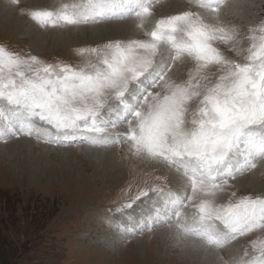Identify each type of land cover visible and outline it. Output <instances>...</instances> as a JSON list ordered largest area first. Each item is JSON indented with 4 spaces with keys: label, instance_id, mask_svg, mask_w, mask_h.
Segmentation results:
<instances>
[{
    "label": "rangeland",
    "instance_id": "374dc122",
    "mask_svg": "<svg viewBox=\"0 0 264 264\" xmlns=\"http://www.w3.org/2000/svg\"><path fill=\"white\" fill-rule=\"evenodd\" d=\"M162 1L166 0H83L61 8L64 14L67 12L80 24L83 20L77 15L93 8L108 9L106 15L115 13L114 10L120 7L130 9L128 15L119 12L111 17L103 16L101 21L139 19L138 27L125 30L124 36L119 32L93 38L88 36L93 35L92 31L80 32L79 28H74L75 23H67L64 17L55 15L48 23L49 30L41 23L38 27L32 26V30L28 29L26 35H13L7 30V24L17 17L16 14H21L22 18L31 17V12L36 14V6L25 7L21 0H0V19L6 26L0 24V50L4 48L9 52L4 56L0 54V85L13 80L17 85L27 80L59 83L72 74H95L105 67L106 62L115 59L117 42L131 57L139 51L132 47L133 42L150 41L151 34L157 32L165 37L159 45L160 52L154 57V66L142 78V84H130L127 103L133 109L143 105V112L147 114L175 94L177 99L169 104L166 126L161 130L164 142L175 146L178 139H192L201 131L209 133L211 140V133L219 131L214 124L217 116L210 99L213 90L219 84L232 83L230 73L239 67H250L255 72L264 65V56H257L264 47V0H178L173 9H162L163 12L158 14L150 11ZM229 1L242 4L239 7L242 11L238 10L235 15L221 10ZM244 1L250 3L247 10ZM55 3L56 0H50L43 4L53 11ZM199 8L204 14H222V19L214 15L200 16L193 11ZM49 10L37 13V18H47ZM149 11L151 16L147 14ZM189 12L196 18L184 17ZM62 24L66 25V35H62L65 32ZM191 24H194L192 28ZM13 25L14 28L16 25ZM198 25L209 34L213 59L198 58V54L191 50L194 41L190 40L192 38L186 30L191 33ZM36 32L42 35L37 37ZM39 37L44 38V46L36 47ZM66 38L70 45H66ZM173 41H184L178 59H174L176 48ZM164 51L168 53V60L163 67H157V58L164 55ZM193 59L198 61L196 65ZM175 68L178 74L172 76L171 71ZM67 70H70L69 75ZM161 70H167L163 79L159 78ZM148 89H151L150 93ZM107 105L104 119L101 121L97 117L98 126L105 130L97 135L112 134L114 140L107 146H96L83 138L68 143H51L46 142L44 132L26 135L22 131L26 110L0 101V264H188L190 254L197 248L187 236L202 240L206 245V253H197L205 264H264V225L257 221L243 231L226 228L222 207L227 194L224 191L212 195L214 190L222 189V184L254 172L251 184L232 186L231 190L226 187L228 193L231 192L228 200L234 202L229 206L242 200L250 203L264 201V167H258L259 162H264V121L247 124L225 159L209 174L202 167L204 161L196 154L190 156L181 149L180 156L164 157L162 153L166 149L160 154L150 153L146 147L138 150L127 138L128 131L124 135H114L117 127L128 130L127 112L123 106L116 108L110 95ZM109 108L112 110L108 111ZM30 123L35 128H49L52 135L57 133L38 116ZM79 123L91 125L92 121L88 119ZM131 123L134 126L136 121ZM173 129L177 135H173ZM69 132L73 133L72 130ZM85 134L92 136L95 133ZM92 146L101 150L93 151ZM152 162L157 170L164 166L168 168L167 163L177 167L176 170L184 174L186 194L177 188L168 192L172 196L161 198L158 196L162 190L166 191L161 188L159 193L154 192L148 198L140 197L139 201L144 204L132 214L136 203L131 198L134 185L130 184L135 178L148 176L150 173L141 168ZM115 177L117 182L113 184L111 180ZM201 205L208 210L201 212ZM185 210L191 219L188 228L193 232L184 228L185 232L181 227V233L158 235V228L171 229L185 216ZM152 213L170 219L158 225L146 224ZM108 221H117L122 227ZM136 223L138 228L130 232V227ZM100 231L102 233L97 234ZM220 234L225 240H219ZM101 237L107 241L97 243ZM232 244H236L234 251H228L225 257L218 253L220 249L226 251ZM210 248H214L217 254H208ZM200 249L202 251V247ZM166 255H179L183 263L171 262L170 257L161 261Z\"/></svg>",
    "mask_w": 264,
    "mask_h": 264
},
{
    "label": "snow or ice",
    "instance_id": "6c2138e0",
    "mask_svg": "<svg viewBox=\"0 0 264 264\" xmlns=\"http://www.w3.org/2000/svg\"><path fill=\"white\" fill-rule=\"evenodd\" d=\"M64 19L67 23H75L71 16H65ZM189 35L194 41L192 50L198 56L203 59L214 58V49L210 46V37L205 30L194 28ZM164 40L163 35L153 32L150 41L133 42L132 47L139 51L131 57L117 42L115 59L106 62L105 67L95 74H72L59 83L43 80L26 81L17 85L13 80L2 84L0 101L26 110L25 122L22 123L24 134L44 132L46 142L68 143L76 138L75 135L69 136L68 130L79 134H100L105 130L98 126L97 117L101 121L104 119L103 113L108 107L107 97L110 95L113 105L116 108L123 106L127 112L126 136L138 150L146 147L150 153L160 154L166 149L175 157L182 154V149L189 155L199 156L204 161L202 167L211 174L214 166L225 159L242 129L255 120L264 121V65L255 72L250 67H239L237 71L230 73L232 83L219 84L213 90L210 99L217 116L214 124L219 131L211 133V140L209 133L201 131L192 139H178L175 146H170L161 137V130L166 126L169 104L176 101L177 95L174 94L155 111L149 110L147 114L143 112V105L133 109L127 103L130 84H142V78L154 66V57ZM173 47L176 48L174 59H178L183 48L174 42ZM257 56H264V47H261ZM166 71H160V79H163ZM36 116L51 125L57 133L64 132V135L53 136L49 128H35L30 120ZM88 119H91V125L79 123ZM132 120L136 121L134 126ZM173 135H177L175 129ZM145 194L142 192L139 195ZM207 210L201 206V212ZM222 219L225 227L232 231H243L257 221L264 225V201L250 203L242 200L237 205L226 208Z\"/></svg>",
    "mask_w": 264,
    "mask_h": 264
},
{
    "label": "bare ground",
    "instance_id": "6f19581e",
    "mask_svg": "<svg viewBox=\"0 0 264 264\" xmlns=\"http://www.w3.org/2000/svg\"><path fill=\"white\" fill-rule=\"evenodd\" d=\"M17 1V0H16ZM50 0H21V2L20 3H22L23 5H25V7L26 6H30V5H33L32 7H34V6H36V7H34L35 9H34V11H37L36 12V14H34L33 12H31L32 14H31V17H29V18H22L19 14H16V9H15V14L17 15V19L15 18L13 21H11V23H9V24H7L8 25V28L10 29H7L10 33H12L13 35H26V33H28V29H31L32 30V26L34 27H38V26H40L41 25V23L43 24V26L44 27H46L45 29H48L47 27H49L50 25L48 24L49 23V21L50 20H52L53 19V17H51L52 15H55L54 17H59L60 18V16H62V17H65V16H68L67 15V12H65V14H64V12L63 11H61V8H63V7H65V6H70V5H75V3L76 2H83V0H56V3L53 5V7H55L54 9L55 10H53V11H51V10H49V7H44V4L43 3H45V2H49ZM205 1V0H204ZM215 2H219V0H214ZM242 2H243V0H242ZM12 3V2H11ZM176 3H178V0H166V1H162V2H160V3H158L156 6H153L152 8H151V12L152 11H155L157 14L159 13V12H163V11H161L162 9H173L174 7H175V5H176ZM0 4H1V2H0ZM27 4H29V5H27ZM42 4V5H41ZM240 6H242V4H240L239 2H231V1H229V4L227 3L226 5L224 4V6L222 7V9L221 10H223L224 12H229V13H231V14H235V13H237L238 12V10H241L242 11V8H239ZM250 7V3H249V1H244V8H245V10H247V8H249ZM121 8V7H120ZM120 8H117L116 10H114V11H116L115 13H112V12H110V14L109 15H106V13H108L107 11H108V9H106V11H103V9H100V10H98V9H92V10H89L87 13H83V12H80L78 15H77V17H78V19L79 20H83V24H80L79 22H76L75 21V27L74 28H79V30H80V32H88V31H92V33H93V35H88L89 37H100V35H112V34H117V33H119V32H123V34H121V35H123L124 36V33H126L125 32V30H132V29H136V27H138V24H139V19L137 18V19H123L122 21L121 20H119V21H101V17H103V16H112V15H118L119 14V12H120V14L121 15H128L129 13H130V9H125V8H121L122 10L120 11ZM19 9V8H18ZM200 9V10H199ZM199 9H196V10H193V11H196V12H198V13H200V16H205L206 18L208 17V16H211V15H214V16H216L218 19L220 18V19H222V14L219 16V15H217L215 12L214 13H211V14H204L203 13V11L204 10H201V8H199ZM20 10V9H19ZM49 10V15L50 16H48L47 18H45V17H43V18H37V13L39 14V12H45V11H48ZM79 10H81V9H79ZM110 10V9H109ZM149 11V13L147 12V14L149 15V16H151V12ZM213 12V11H212ZM240 12V11H239ZM52 13V14H51ZM222 13V12H221ZM236 15V14H235ZM26 16V15H25ZM190 17V19L192 18V16L193 17H195V15H192V14H190V12L188 13V14H185L184 15V17ZM196 18V17H195ZM205 18V19H206ZM85 21H91V22H89V23H85ZM12 22H14V23H12ZM32 22V23H31ZM0 24L1 25H3L4 27H6L5 25H4V22H3V20H1L0 19ZM13 24H15L16 26L13 28ZM63 26H64V30H65V32H63V34L62 35H66V25L65 24H62ZM158 25V24H157ZM194 24H191L190 25V27L192 28V26H193ZM42 26V27H43ZM62 26V27H63ZM200 26H202V25H198V28L200 27ZM222 26V25H221ZM1 27V26H0ZM166 27H169V26H166ZM12 29V30H11ZM35 29V28H34ZM69 29V28H68ZM169 29H170V27H169ZM49 30V29H48ZM190 30L189 29H187L186 30V34L187 35H189L190 33ZM37 33V32H36ZM36 33H34V34H36ZM30 35V34H29ZM38 35H42V34H40L39 32L37 33V37H38ZM81 36V35H80ZM122 36V37H123ZM4 39V38H3ZM39 39H40V41L38 42V44L36 45V47H40V46H44V38H40L39 37ZM89 40V39H88ZM181 40H183V39H181ZM190 40H192V39H190ZM193 41V40H192ZM43 42V43H42ZM174 42V41H173ZM184 41H178V42H174L176 45H179V46H181L182 48L184 47L183 45H184V43H183ZM47 43V42H46ZM45 43V44H46ZM62 43V42H61ZM71 43V42H70ZM70 43H68V39L66 38V45H70ZM63 44V43H62ZM65 44V43H64ZM212 44V43H211ZM8 45V44H7ZM72 45V44H71ZM50 47V46H49ZM69 47V46H68ZM159 49H160V47H159ZM159 49H158V53L160 52L159 51ZM124 50V49H123ZM192 50V49H191ZM17 51V50H16ZM193 51V50H192ZM0 52H2V53H0L1 54V56H4V54H6V53H9V52H7V50H5L4 48H3V50L1 51L0 50ZM62 52H66L65 50L63 51L62 50ZM68 52V51H67ZM165 52V51H164ZM133 53H135V52H133ZM196 53V52H195ZM17 55V54H16ZM68 55V54H67ZM135 55V54H134ZM196 55V54H195ZM133 56V55H132ZM168 53H164V55H159V57L157 58V62H156V65H157V67H160V66H164L165 65V63L167 62V60H168ZM57 57V56H56ZM219 56H217L216 58H218ZM62 58H63V56H62ZM198 58H200L199 56H198ZM197 58V59H198ZM15 59V58H14ZM54 59V58H53ZM57 59H58V57H57ZM195 59V58H194ZM192 60V61H194V64L196 65V62H198L197 60ZM91 60V59H90ZM14 61V60H13ZM206 61V60H205ZM59 62V61H58ZM65 64V63H64ZM205 64V63H204ZM209 64H211V63H209ZM78 66V65H77ZM80 66V65H79ZM202 66V65H201ZM209 66V65H208ZM91 67V66H90ZM155 68V69H158V68ZM203 68V67H202ZM2 71H4V70H2ZM66 71V70H65ZM70 71V70H69ZM68 70H67V74H68V72H69ZM5 73V72H4ZM19 74V73H18ZM178 73H177V69L175 68L173 71H171V75L172 76H175V75H177ZM37 75V74H36ZM39 75V74H38ZM69 75V74H68ZM16 76V75H15ZM33 77V76H32ZM13 79V78H12ZM11 79V80H12ZM3 81V80H2ZM28 81V80H27ZM30 81V80H29ZM3 83V82H2ZM2 83H1V85H2ZM189 91H191V90H189ZM192 92V91H191ZM108 111H111L112 110V108H109V109H107ZM179 122L181 123L182 122V119H180L179 120ZM118 129H116V131L114 132V135H124L128 130H123V129H121L120 127H117ZM119 133H118V132ZM69 136H73V135H75L76 136V138L73 140V141H79L80 139H82L83 138V140H87V142H89V143H92L93 145H96V146H107L108 144H110L113 140H114V137H113V135L111 134V135H105V136H100V135H97V134H93L92 136H90L89 134H79V133H71V132H69V133H67ZM56 135H60V136H63L64 135V133L63 132H60V133H55V135H54V133H53V136H56ZM87 137V138H84V137ZM187 140H189V139H187ZM36 143V142H35ZM51 143H54V142H51ZM61 143H63V142H61ZM85 148V147H84ZM90 148H94V150L93 151H95V149H98L99 150V148H97V147H94V146H92V147H90ZM90 150V149H89ZM100 150H101V148H100ZM99 150V151H100ZM98 152V151H97ZM96 152V153H97ZM95 153V152H94ZM90 154H92V153H90ZM163 155L162 156H164V157H168V156H171V154L170 153H168V151H163V153H162ZM155 155V154H154ZM91 156V155H90ZM189 156V155H188ZM191 156V155H190ZM159 159V158H158ZM151 160V159H150ZM24 161V160H23ZM261 161V160H260ZM35 163V162H34ZM147 163V162H146ZM145 163V164H146ZM154 163L155 162H152L151 164L149 163V164H146L145 165V167H143V168H141L143 171H145V172H149L150 174L148 175V176H144L143 178H135L133 181H132V183L130 184V185H134V190H135V192H133V194H132V196H131V198H132V201H134L133 203H136V205H135V210H133L132 211V214H136L138 211H139V207L140 206H143L142 204H144V202L142 201H139V198L140 197H143V196H145V197H150V195L152 194V193H154V192H158L161 188H165L166 189V191L165 190H162V193H160V195L158 196V197H161V198H163V197H165V196H172L173 194H168V192H170V191H173V190H177V188H179L181 191L180 192H182L183 194H186V189H187V187H186V185H185V180H183V176H184V174H182V173H179L178 172V170H176V168H175V166L173 165V164H169V163H167L168 164V168L166 167V166H164L162 169H160V170H157V168L154 166ZM259 163H261L260 164V166H258L259 167V169L260 168H262V166L264 167V162L263 161H261V162H259ZM164 165V164H163ZM137 167L136 168H138V165H136ZM84 167V166H83ZM133 167V166H132ZM140 168V167H139ZM140 169V170H141ZM178 169V168H177ZM263 169V168H262ZM135 171V170H134ZM255 171H258V170H255ZM97 172V171H96ZM136 172V171H135ZM109 173V172H108ZM132 173H133V171H132ZM163 173V174H162ZM111 173H109V175H110ZM254 172L253 173H248L247 175H244V176H241V177H239V178H237V179H234V180H232V182H230V183H225V184H222V189L220 190H214V193H212V195L213 194H216L217 192H224L225 191V194H227V197L225 198V205H224V207H222V210L223 209H226V208H228L229 207V205H231V204H234V202L233 201H229L228 200V198L231 196V192L230 193H228V189L226 188V187H228L229 188V190H231L230 188H232V186H233V188L234 187H238L237 185H240V186H243V185H248V184H251L252 182H253V179H254ZM131 175H133V174H131ZM164 176H168V177H164ZM186 176V175H185ZM94 178V177H93ZM96 178V177H95ZM186 178H187V176H186ZM236 178V177H235ZM111 179V178H110ZM189 179V178H188ZM103 180H104V178H103ZM169 180H170V182L171 183H168L169 182ZM101 181V180H100ZM105 181V180H104ZM107 181V180H106ZM112 181V183L113 184H115V182H117V178L115 177V178H113V180H111ZM126 182V181H125ZM109 183V182H108ZM257 183V182H256ZM96 184V183H95ZM168 184L169 185H171V187H167L168 186ZM260 184V183H259ZM111 185V184H110ZM261 185V184H260ZM157 186H158V189H157ZM193 186V185H192ZM251 186V185H250ZM116 187V186H115ZM120 187H121V185H120ZM252 187V186H251ZM112 188V187H111ZM110 188V189H111ZM173 188V189H172ZM175 188V189H174ZM240 188V187H239ZM178 189V190H179ZM238 189V188H237ZM107 191V190H106ZM110 191V190H109ZM240 191V190H239ZM142 192H145L146 194L145 195H139L140 193H142ZM150 192V193H149ZM203 192L205 193V191L203 190ZM159 193V192H158ZM107 194H109V192L107 193ZM106 194V195H107ZM111 194V193H110ZM155 194V193H154ZM211 195V194H210ZM144 197V198H145ZM110 198V197H109ZM128 200V199H127ZM127 200H125V201H127ZM158 200V199H157ZM116 201V200H115ZM123 201V200H122ZM229 201V202H228ZM224 204V203H223ZM238 204V203H237ZM237 204H235V205H237ZM202 206V205H201ZM223 206V205H222ZM166 212H168L169 213V211L167 210ZM184 213L183 214H185V216H183L181 219H179V220H177V223L175 224V225H172L171 226V229L169 228V227H164V228H162V227H160V228H158L157 229V233H158V235L159 234H161L162 235V237H164V236H169V235H171V233H175V232H177V231H180V233H181V230H179L181 227H182V230H184V228H188V223H191L190 221H191V219H189L188 218V215H187V211L185 210V211H183ZM131 214V215H132ZM151 215V217H150V219L149 220H147V222L145 221V223L146 224H155V225H158V224H161V223H164V221H166L167 219H170L169 217L168 218H166L167 216H163V214H158V213H152V214H150ZM107 223H109V224H111V225H117L118 227H122V225L119 223V222H117V221H108ZM144 223V224H145ZM137 226V223L136 224H133L131 227H130V229H129V231L130 232H132V230L134 231V230H136L138 227H136ZM253 226V224L252 225H250L249 227H247V228H250V227H252ZM128 230V229H127ZM187 230V229H186ZM185 231V230H184ZM188 231L190 232H193L194 230L193 229H189L188 228ZM186 232V231H185ZM100 233H102L101 231L100 232H98L97 234H100ZM173 236V235H172ZM189 239H190V242H194L195 243V247L197 248H195L196 249V251L195 252H192L190 255H191V260L188 262V264H205V262H203V258L199 255V254H197L198 252L201 254H203V253H206V249H205V247H206V245H203V242H202V240H199V239H194V238H192V237H190V236H187ZM112 239H114V238H111L110 240H112ZM219 240L220 241H223V240H225V237H224V235L223 234H220L219 235ZM107 240H102V237L101 238H98V242L97 243H103V242H106ZM193 244V243H192ZM194 245V244H193ZM235 245L236 244H232L231 246H229L227 249H226V251L225 250H219L218 251V253H220L223 257H225V254L226 253H228V251H230V250H233L234 251V249H235ZM202 247V251H201V248ZM209 252L211 253V254H217V251H215L214 250V248H210V251H207V253L209 254ZM171 255H166L164 258H162L161 259V261H164V260H166V259H168L169 257H170ZM176 256H179V255H176ZM176 256H174V257H170L171 258V262L172 261H176V262H180V263H183L182 262V259L180 258V256L179 257H176ZM211 256V255H210ZM235 257H237V256H235ZM225 261L227 262V259L225 258ZM231 261V260H230ZM234 261V260H233ZM230 264H236L235 262H230Z\"/></svg>",
    "mask_w": 264,
    "mask_h": 264
}]
</instances>
